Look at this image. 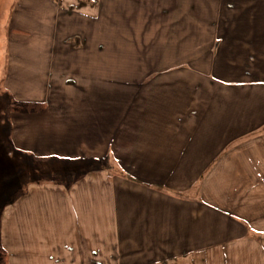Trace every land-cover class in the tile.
Instances as JSON below:
<instances>
[{"label":"crops","instance_id":"0c3cea01","mask_svg":"<svg viewBox=\"0 0 264 264\" xmlns=\"http://www.w3.org/2000/svg\"><path fill=\"white\" fill-rule=\"evenodd\" d=\"M14 0L8 264H264V0ZM16 221L18 224H16Z\"/></svg>","mask_w":264,"mask_h":264},{"label":"rangeland","instance_id":"374dc122","mask_svg":"<svg viewBox=\"0 0 264 264\" xmlns=\"http://www.w3.org/2000/svg\"><path fill=\"white\" fill-rule=\"evenodd\" d=\"M247 0H232L235 8L247 10L242 3ZM14 0H0V259L2 257L4 223H8L9 207L19 197V192L30 182L58 181L48 170L30 157L15 152L11 145L10 108L13 97L6 89L8 66V22ZM16 224L18 222L16 221Z\"/></svg>","mask_w":264,"mask_h":264},{"label":"trees","instance_id":"16d2710c","mask_svg":"<svg viewBox=\"0 0 264 264\" xmlns=\"http://www.w3.org/2000/svg\"><path fill=\"white\" fill-rule=\"evenodd\" d=\"M45 108V104H26V105H22V104H15L12 105V108H10V111H19V112H41L42 110H44ZM25 192V189L21 190L19 193L23 194ZM2 251V257L0 259V264H8V256L6 255V253Z\"/></svg>","mask_w":264,"mask_h":264}]
</instances>
